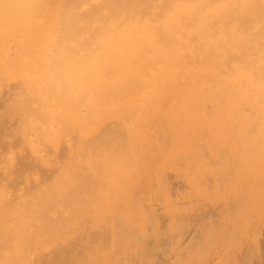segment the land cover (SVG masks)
Instances as JSON below:
<instances>
[{"label":"bare ground","instance_id":"bare-ground-1","mask_svg":"<svg viewBox=\"0 0 264 264\" xmlns=\"http://www.w3.org/2000/svg\"><path fill=\"white\" fill-rule=\"evenodd\" d=\"M13 81L23 138L67 156L30 204L1 211L2 262L66 244L82 218L111 223L120 204L129 223L133 188L165 186L153 181L171 161L193 185L220 175L237 217H264V0H0V91Z\"/></svg>","mask_w":264,"mask_h":264},{"label":"rangeland","instance_id":"rangeland-1","mask_svg":"<svg viewBox=\"0 0 264 264\" xmlns=\"http://www.w3.org/2000/svg\"><path fill=\"white\" fill-rule=\"evenodd\" d=\"M14 87H17L16 81L4 84L0 91V213L11 207L19 196L24 197V200L29 202L27 204H30L32 195L42 184L49 182L67 156V147L62 142L54 146L51 139L42 141V139L23 138L18 117L14 116L6 105V101L11 99V89ZM25 132L27 135L33 134V128H28ZM81 142L83 145L76 140L81 146L86 143V141ZM29 147L31 149H28ZM156 158H150L155 167L159 166ZM174 162L163 163L162 167L157 169L160 170L159 175L153 184L157 185L159 178L160 180L165 178V186H157L155 192L151 190L144 192L145 195L142 194V197L141 193L136 194L141 184L133 188L135 194L131 204L128 205L129 209H133L129 223L121 216L124 210L122 204L117 205L113 216L110 215L111 223L104 222V215L98 216L97 220L82 218L81 223L71 228L70 232L76 235L75 239L72 238L66 244H61L57 239L53 247L41 248L42 250L38 252L21 244L20 249L25 255V260L20 264H123V262L124 264H263L264 217L257 213V209L260 208H256V214L253 216L237 217L241 207L235 206L231 196L235 193L228 194L213 184L220 175L215 178L209 177L204 185L201 182L193 185L185 164L179 161L180 164L178 160ZM178 166L182 168L179 170ZM177 167L178 170H175ZM100 172L101 170L97 173ZM171 181L173 182L170 183ZM91 182L95 183V179ZM184 187H186L185 191H183ZM172 189L177 192H173ZM117 196L120 201L124 195L120 192ZM244 224L250 229L246 230ZM255 235L258 236V245L253 244L252 237ZM27 243L37 248L36 235ZM75 250L77 253H74ZM127 255L130 257L128 258ZM2 261L3 257H0V264H12L11 259L8 260L9 262Z\"/></svg>","mask_w":264,"mask_h":264}]
</instances>
